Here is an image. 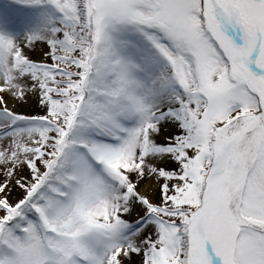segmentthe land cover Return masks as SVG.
<instances>
[{"label":"snow or ice","instance_id":"1","mask_svg":"<svg viewBox=\"0 0 264 264\" xmlns=\"http://www.w3.org/2000/svg\"><path fill=\"white\" fill-rule=\"evenodd\" d=\"M0 264H264V0H0Z\"/></svg>","mask_w":264,"mask_h":264}]
</instances>
